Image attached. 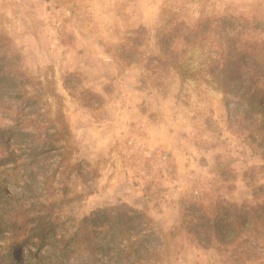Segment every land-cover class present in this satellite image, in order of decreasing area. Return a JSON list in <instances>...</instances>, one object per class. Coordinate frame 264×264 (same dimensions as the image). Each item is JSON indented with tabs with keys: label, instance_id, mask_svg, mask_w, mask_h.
<instances>
[{
	"label": "rangeland",
	"instance_id": "374dc122",
	"mask_svg": "<svg viewBox=\"0 0 264 264\" xmlns=\"http://www.w3.org/2000/svg\"><path fill=\"white\" fill-rule=\"evenodd\" d=\"M230 17L249 20L246 32L258 34L264 28V0H0V36L23 71L55 80L76 147L71 161L91 165L81 163L86 182L76 172L66 179L65 172L66 180L54 185L62 193L57 207L62 221L72 225L71 217L86 220L103 207L145 213L153 224H139L141 215L131 222L138 223L132 233L144 258L129 264H264V225L259 238L251 243L241 238L228 248L217 239L204 246L183 224L188 200L206 209L219 199H252L253 187L264 184V136L258 132L250 138V122L242 117L245 105L231 94L225 98L221 79H213L221 55L217 42L204 41L197 51L179 55L180 64L202 70L185 82L175 66L166 69V54L157 44L158 34L174 33L180 23L194 27L209 18ZM184 47L180 33L172 48L181 52ZM153 56H162V62L149 60ZM96 82L100 90L88 88ZM82 88L105 102L90 100ZM7 91L0 88V128L20 131L17 118L31 117L32 110ZM61 152L42 159L55 169ZM17 154L16 165L0 161V177L12 179L0 184V264H115L109 252L91 255L88 248L67 246L62 255L63 246L39 243V236L32 242L38 221L29 212L34 199H27L28 188L40 191L41 181L34 176L44 162L33 173L27 163L37 155ZM222 169L233 176L220 177ZM93 171L99 175L95 181ZM9 225L19 234L5 230ZM64 232L60 227L59 237Z\"/></svg>",
	"mask_w": 264,
	"mask_h": 264
},
{
	"label": "trees",
	"instance_id": "16d2710c",
	"mask_svg": "<svg viewBox=\"0 0 264 264\" xmlns=\"http://www.w3.org/2000/svg\"><path fill=\"white\" fill-rule=\"evenodd\" d=\"M249 23V20L236 17L209 18L194 27L180 23L174 33L158 34L157 44L163 49L162 53L166 54V69L175 66L177 74H180L185 82L195 79L202 70L194 71L189 65L185 67L180 64L179 55L191 50L197 51L205 45L204 41L217 42L221 55L215 70L211 71L212 77L215 80L221 79L222 87L226 90L225 98L231 94L245 105L246 109L242 117L250 122L248 129L250 138L256 139L258 132H262L264 136V130L262 131L264 123L257 127L260 129H254L258 121L264 122V28L250 37V33L248 34L245 30L249 27ZM239 26L242 29H239ZM235 29L238 31L234 32ZM141 33V31L137 32V34ZM180 33L185 43L181 52L172 48ZM132 51L135 53L133 48ZM149 60L162 62V56H153ZM18 65V55L12 52L10 45L3 36H0V88L8 90L7 94H11L12 99L23 106L29 105L32 110L31 117L27 116L23 119L19 115L17 118L18 123L23 126L20 131L0 128V154H2L0 161L8 159L16 165L20 162L17 152L25 150L37 155L33 161L27 163L33 173H35V166L39 165L41 160L44 162L40 167L42 172L34 176V179L41 181L40 191L32 187L28 188L27 199H34L33 209L29 212L33 213V220L38 221L37 231L30 237L33 241H29L34 242L39 236V243L50 244L57 249L63 246L62 255L68 252L65 249L69 246L72 250L88 248L91 255L99 251L109 252L115 264H129L131 260L141 261L144 253L141 252L142 247L137 240H134L135 236L132 233L138 223L131 224V222L141 215L139 224H153V220L143 212L131 210L127 206L103 207L93 210L86 216V220L71 217L72 225L63 223L61 207L57 208L60 205L62 193H56L54 185L69 179L72 174L70 172H76V177L86 182L81 165L86 162L73 164L71 161L76 147L72 143V131L65 114L62 97L57 92L55 80L29 75ZM71 76L80 85L82 84L78 73ZM82 94L90 100L105 102L100 94L88 89L82 88ZM28 128L36 130L27 132ZM57 150H62V157L58 166L53 169L49 159L43 160L42 156ZM86 164L91 168L90 164ZM67 165L70 167H66L64 172L56 175L59 167ZM14 168L10 167L11 171ZM65 172H69L66 179ZM217 174L225 179L230 174L233 176L232 171L224 169L218 170ZM248 176L245 174L246 180ZM98 177V172H91L90 179L95 181ZM3 180L5 182L12 179L0 177V184ZM231 191H234V187ZM188 204L189 206L184 208L183 224H188L186 228L189 234L196 240L204 242V246L209 245L212 239H217L228 248L230 244L245 237L247 242L251 243L250 240L253 237L259 238L261 227L264 225V184L253 187L252 199L242 203L219 199L213 207L210 205L206 209L203 204L196 209L199 205L196 200H188ZM14 227L16 226L9 225L5 227V230H12L15 235L19 234V229ZM60 227H64L65 232L59 237Z\"/></svg>",
	"mask_w": 264,
	"mask_h": 264
},
{
	"label": "crops",
	"instance_id": "0c3cea01",
	"mask_svg": "<svg viewBox=\"0 0 264 264\" xmlns=\"http://www.w3.org/2000/svg\"><path fill=\"white\" fill-rule=\"evenodd\" d=\"M90 87V89H93V90H100V87H101V83L100 82H96V83H90L88 85V88ZM97 87V88H96ZM99 92V91H98Z\"/></svg>",
	"mask_w": 264,
	"mask_h": 264
}]
</instances>
